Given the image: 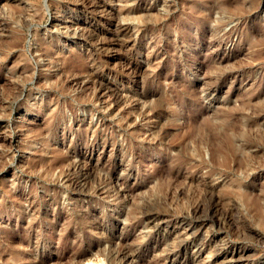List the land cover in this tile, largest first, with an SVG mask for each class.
<instances>
[{
  "label": "rangeland",
  "instance_id": "1",
  "mask_svg": "<svg viewBox=\"0 0 264 264\" xmlns=\"http://www.w3.org/2000/svg\"><path fill=\"white\" fill-rule=\"evenodd\" d=\"M239 247L264 264V0H0V264Z\"/></svg>",
  "mask_w": 264,
  "mask_h": 264
},
{
  "label": "bare ground",
  "instance_id": "2",
  "mask_svg": "<svg viewBox=\"0 0 264 264\" xmlns=\"http://www.w3.org/2000/svg\"><path fill=\"white\" fill-rule=\"evenodd\" d=\"M198 3H200V2H198ZM211 4V3H210ZM227 4V3H226ZM235 4V3H234ZM231 6V5H230ZM106 8V7H105ZM205 9V8H204ZM214 9H216V8H214ZM204 11V10H203ZM213 15V14H212ZM214 18V17H213ZM130 62V61H129ZM130 64V63H129ZM128 64V65H129ZM130 66V65H129ZM132 66V65H131ZM130 68V67H129ZM135 69V68H134ZM133 70V69H132ZM128 71V70H127ZM134 71V70H133ZM256 100V99H255ZM247 102V101H246ZM212 136V135H211ZM229 141H231V142H233L234 141V139H232V138H228L227 136H225V139H224V141H220L219 142V144H217L216 145V147L215 148H213V151H214V153L212 154L213 155V158H214V154L215 153H218V152H220V153H222V152H224L225 151V149L227 148V145H228V143H229ZM224 154V153H223ZM226 160V158H224V161ZM239 166V165H238ZM167 172V171H166ZM75 182V181H74ZM77 184V183H76ZM240 187V186H239ZM81 189V188H80ZM258 197V196H257ZM198 205V204H197ZM227 212V211H226ZM185 220V219H184ZM187 221V220H186ZM184 223V222H183ZM103 224V223H102ZM105 224V223H104ZM203 224V223H202ZM188 225V224H187ZM105 226V225H104ZM195 226V225H194ZM192 226V228H196L195 230L197 231V230H199L200 229V227H197V226ZM103 229H104V227H103ZM100 231V230H99ZM191 231V230H190ZM201 231V230H200ZM192 232V231H191ZM195 232V231H194ZM200 234V233H199ZM193 237V236H192ZM194 238V237H193ZM200 237L199 236H197V238L195 239V240H198ZM24 240V239H23ZM200 240V239H199ZM22 241V240H21ZM199 242V241H198ZM198 242H197V244H198ZM21 243V242H20ZM200 244H201V242H199ZM211 244V243H210ZM212 247V246H211ZM6 249V248H5ZM216 251V250H215ZM219 251V250H218ZM217 251V252H218ZM245 249L244 248H237L236 250H233L232 251V253H231V256H232V258H233V261H234V264H244L243 263V256H244V253H245ZM79 256V255H78ZM4 257V256H3ZM99 257V256H98ZM96 259H97V257H95ZM245 258V257H244ZM4 259V258H3ZM43 259V258H42ZM41 259V260H42ZM61 259V258H60ZM101 259V258H100ZM94 260V259H93ZM98 260V259H97ZM8 261V260H7ZM184 261V260H183ZM182 261V262H183ZM89 262H91L90 260H89ZM95 262V261H94ZM189 262H195V259H190L189 260ZM198 262V261H197ZM48 264V263H47ZM180 264H181V262H180ZM194 264V263H193Z\"/></svg>",
  "mask_w": 264,
  "mask_h": 264
}]
</instances>
